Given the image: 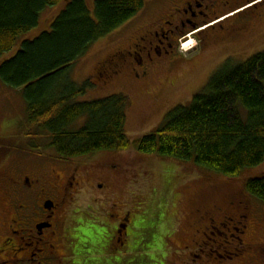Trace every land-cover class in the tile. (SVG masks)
I'll return each mask as SVG.
<instances>
[{"label": "trees", "instance_id": "obj_1", "mask_svg": "<svg viewBox=\"0 0 264 264\" xmlns=\"http://www.w3.org/2000/svg\"><path fill=\"white\" fill-rule=\"evenodd\" d=\"M61 1L0 0V59L39 26L47 9ZM151 4V0H95L92 12L85 0H72L48 31L24 41L16 55L0 66V81L21 91L27 105L25 125L29 127L27 138L35 144L32 150L37 153L44 140L59 159L76 160L134 148L140 155L182 161L228 180L264 165V53L238 66L216 70L189 105L169 112L161 128L135 142L126 134V97L79 102L90 83H74L71 68L95 44L136 19ZM81 119H85L84 126L71 130ZM232 204L240 215L255 207L264 211V174L247 178L239 194L226 196L223 205L210 201L194 208L185 221L189 216L195 230L206 224L208 214L217 219L218 210L228 211ZM118 206L114 205L112 213H119ZM103 218L81 220L89 225L81 223L75 234L77 244L71 252L78 259L74 264H123L125 249L139 250L132 247L133 215L129 224L133 240L126 242L123 251L116 249V231L107 221L100 223ZM197 235L194 232L193 238ZM101 245L105 248L99 249ZM200 247L205 248L203 244ZM109 253L112 255L105 257Z\"/></svg>", "mask_w": 264, "mask_h": 264}, {"label": "rangeland", "instance_id": "obj_2", "mask_svg": "<svg viewBox=\"0 0 264 264\" xmlns=\"http://www.w3.org/2000/svg\"><path fill=\"white\" fill-rule=\"evenodd\" d=\"M71 1L62 0L58 6L47 9L40 18L39 26L23 36L12 52L0 59V66L16 55L24 41L34 40L48 31L54 19ZM85 2L93 12L95 0ZM153 3L148 8L146 5L136 19L95 44L88 55L70 71L72 80L77 85L90 83V88L79 98V102H90L114 95L127 98L126 134L131 142L161 128L166 122L167 114L172 110L189 105L194 96L205 88L208 79H211L208 75L219 64L217 60L199 63L208 54L216 55L217 51L212 48L202 56L198 53L189 56L197 47L195 38L189 35L190 37L179 41L177 53L180 61L177 64L137 79L133 69L138 72L141 70L128 52L135 44L141 45L140 39L144 36L140 37L142 29L146 27L144 31L151 30L152 22L162 17L166 8L161 2ZM148 24L150 25L147 26ZM119 54L125 58H118ZM157 63H150L153 64L151 70L156 68ZM117 71L118 75H114ZM26 120L27 105L22 92L8 88L0 81V192L3 195L8 191V179L13 178L12 174L17 166L15 159L23 160L29 155L26 152L30 146ZM84 123L85 119H81L70 129L79 130ZM37 141L38 139L35 142ZM39 146L40 150L37 151H42L41 157L44 159L49 156L59 159L49 147L48 141L42 140ZM95 159L100 161L95 160L88 169L79 170L83 185L68 200L67 212L74 216L79 211L92 219L103 216L114 223L118 218L112 214L121 213L122 217L133 215L131 230L135 234V242L132 247L135 245L140 248L125 249L123 264H261L258 257L253 259L255 254L250 251L236 257L233 249L235 242L231 239L227 242V236L221 229H218V236L212 237L208 233L205 235V225L193 230L189 216L187 221L185 217L194 208L202 207L210 201L225 204L226 196L238 195L247 178L261 177L264 174V165L238 179L228 180L216 175L210 176L211 174L182 161L140 155L134 148L115 154L103 153ZM107 164L121 165L122 172L119 168L110 167L105 171L103 166ZM217 189L218 192L213 193ZM116 204L119 205V213H112ZM0 210L4 224L7 225L6 221L12 218L13 210L4 207L2 202ZM104 222L106 221L100 223ZM81 225L87 226L89 222H82ZM194 232L198 233L197 239L193 238ZM4 233L6 234L5 231ZM95 237H100L99 233ZM263 238L264 219L256 229L254 227L248 243L260 244ZM224 241L230 244L225 249ZM202 244L204 250L200 247ZM117 246L123 251L125 243L124 246L117 243ZM104 248L101 245L99 249Z\"/></svg>", "mask_w": 264, "mask_h": 264}, {"label": "flooded vegetation", "instance_id": "obj_3", "mask_svg": "<svg viewBox=\"0 0 264 264\" xmlns=\"http://www.w3.org/2000/svg\"><path fill=\"white\" fill-rule=\"evenodd\" d=\"M153 2H161L166 9L161 18L152 22L151 30L144 31L146 27L142 29L140 37L144 36L140 39L141 45L135 44L128 52L141 70L138 72L133 69L137 79L177 64L180 61L177 53L179 41L189 35L197 42L196 49L189 56L197 53L202 56L210 48L217 51L216 55L208 54L199 61L219 62L208 78L219 68L238 66L264 53V0H152L151 3L154 4ZM153 10L155 11V7ZM134 49L138 51H133ZM118 58L123 59L125 56L119 54ZM152 62H158L154 70H151ZM28 141L30 146L26 152L29 155L23 160L15 159L17 166L12 174L13 178L8 179V191L4 195L0 192V202L13 210L12 218L6 221L7 225L4 224L0 210V264H74L78 259L71 252L77 244L75 234L79 232L81 220L88 217L79 211L74 216L67 212L68 200L83 185L79 170L92 166L96 157L70 161L52 156L44 159L41 157L42 151L35 153L31 148L33 142L31 139ZM103 167L105 171L108 167L119 168L121 172L123 169L121 165L115 164ZM234 206L232 204L228 211L218 210L220 217L217 219H212L208 214L205 235L208 233L212 237L218 236V229H221L227 236V242L229 239L235 242L233 249L237 257L250 251L255 254L253 259L258 257V261L261 260V264H264V238L260 244L248 243L254 227L256 229L264 219V211L255 207L248 210L247 215H240L239 211L232 209ZM230 211L231 214H225ZM121 215L112 214L118 218L117 224L105 218L100 219V222L107 221L108 226L116 231V243L124 246L131 237L130 215ZM227 242H223V249L230 245ZM116 249L119 250V247ZM108 255L112 254H106L105 257ZM217 255L219 256L218 253Z\"/></svg>", "mask_w": 264, "mask_h": 264}, {"label": "snow or ice", "instance_id": "obj_4", "mask_svg": "<svg viewBox=\"0 0 264 264\" xmlns=\"http://www.w3.org/2000/svg\"><path fill=\"white\" fill-rule=\"evenodd\" d=\"M140 225L138 224L137 227H139ZM129 234H131V231L129 230Z\"/></svg>", "mask_w": 264, "mask_h": 264}]
</instances>
